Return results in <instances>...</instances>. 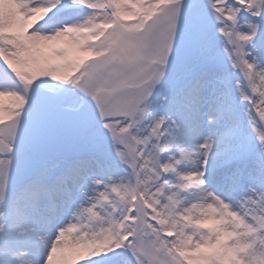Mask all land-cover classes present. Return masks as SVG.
<instances>
[{
	"label": "snow or ice",
	"instance_id": "1",
	"mask_svg": "<svg viewBox=\"0 0 264 264\" xmlns=\"http://www.w3.org/2000/svg\"><path fill=\"white\" fill-rule=\"evenodd\" d=\"M0 264H264V0H0Z\"/></svg>",
	"mask_w": 264,
	"mask_h": 264
}]
</instances>
